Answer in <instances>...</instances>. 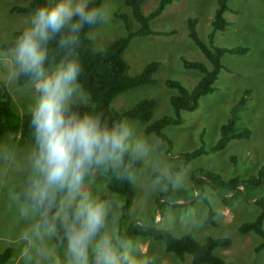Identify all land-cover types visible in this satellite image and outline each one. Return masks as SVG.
Listing matches in <instances>:
<instances>
[{"label":"rangeland","instance_id":"374dc122","mask_svg":"<svg viewBox=\"0 0 264 264\" xmlns=\"http://www.w3.org/2000/svg\"><path fill=\"white\" fill-rule=\"evenodd\" d=\"M87 1L83 0L85 4ZM159 1L144 0L142 11L149 13ZM25 2L0 0V45L18 38L19 33L30 27L34 13L10 12L11 6ZM227 4L228 9L224 12L227 25L224 30L215 31L212 39L209 35L213 31L211 21L217 0H173L166 5L150 21L151 29L157 33L134 37L123 54L129 75L140 73L150 61H159L156 82L121 92L113 98L111 107L124 111L143 98H153L156 106L150 121L174 114L170 96L177 91L168 87L166 81H179L192 90L201 73L184 67L183 59L201 61L209 66L203 53L189 37L187 22L193 18L197 35L207 45L244 47L246 51L242 54H224L221 59L223 68L213 84L215 89L200 97L196 110L181 112L184 120L182 124L164 129L172 141L171 152L190 151L203 143L205 148H210L220 136L221 125L231 117L232 108L240 101H243V106L236 111V126L248 128L249 138L233 139L222 150L192 159L173 181L174 188L189 191L192 198L188 204H161L159 193L165 190V186L154 173L168 174L169 167L178 165L179 159L167 152L166 141L145 131L148 122L124 117L121 127L126 126L130 131L127 149L135 151L141 158V165L133 177L137 195L133 205L123 211V196L107 189L104 176L89 174L83 177L82 190L93 200L103 202L106 207L104 230L97 234L89 247V264H95L94 246L105 235L111 239L118 254L127 253L138 261L149 260L154 264L191 263V255L186 254L180 260L165 250L161 240L143 236L134 240L124 239L122 234L133 222L167 228L176 237L190 234L200 242L208 236L229 237L232 240L230 247L214 250L227 264H264V249L256 250L262 238L254 233L241 234L239 231L242 222L255 220L259 216L260 208L254 200L264 190V185L257 189L246 187V191L227 206L209 183L205 184L208 202L198 198L193 190L192 176L196 169L213 172L226 180L231 177L257 176L264 164V0H227ZM100 14V22L91 26L88 32L94 50L105 48L127 33L125 21L117 14L127 16L130 29L138 27L123 0H102ZM19 68L16 49H0V91L8 93L11 108L22 115L34 111L40 94L36 88L37 77L24 84L18 82ZM54 72L55 67H52L45 74ZM76 84L78 87L65 101V105L90 104L88 93L77 81ZM137 142L144 143V153L135 150ZM39 151L38 140L31 135L20 139L19 135L6 132L0 137V252L7 248L12 250L11 258L4 264H52V261L54 264H69L68 239L56 243L54 228L39 226L40 212L19 200L15 191L18 185L35 190L38 182L27 184L26 176L39 171L34 166ZM95 165L117 164L106 161ZM79 199L77 196L73 201L68 190L63 191L57 215L66 219V205L76 204ZM209 210L214 212L213 223L208 221ZM262 228L264 230V221Z\"/></svg>","mask_w":264,"mask_h":264},{"label":"trees","instance_id":"16d2710c","mask_svg":"<svg viewBox=\"0 0 264 264\" xmlns=\"http://www.w3.org/2000/svg\"><path fill=\"white\" fill-rule=\"evenodd\" d=\"M24 4L13 5L10 12L16 13H35L41 6H54L59 0H25ZM125 5L130 8L132 17L137 21L138 27L134 30L130 29L128 18L126 15L117 14L125 21L127 33L113 40L105 48L94 50L92 40L89 37V29L91 26L98 24L101 20V14L94 24L81 22L78 17H73L65 26L51 38L42 43L41 47L46 50V59L44 61V71L55 67L56 69L70 61H76L80 66V73L77 77V83L89 95L90 104L71 103L65 105L66 119L71 116L83 117L88 115L99 121L101 128L107 127L112 129L121 126L124 117L138 119L148 122L145 126L147 133L153 134L163 139L167 143V152L179 159L178 165H172L168 169V174L155 172L154 176L160 177L165 186V190L159 193L160 203H169L172 205H187L192 198L189 191L184 188H174L173 181L176 174L182 171L186 165L199 155L207 154L222 150L233 139H247L250 136V130L246 127H237L236 121L238 116L236 111L243 106V101L238 102L231 110V117L221 125L220 136L216 143L210 148H205L204 143L199 147L174 154L171 152L172 141L166 135L164 129L170 125H179L183 123L181 116L182 111H193L198 108L201 96L211 93L215 88L213 86L218 74L223 68L221 59L226 53L242 54L246 51L244 47H218L209 46L197 35L195 25L196 21L189 18L187 29L189 37L205 56L209 62V66L201 61H191L183 59V65L186 68L196 69L201 73V77L192 90H188L183 84L176 80H167L168 87L176 89V93L170 96V105L173 115H165L154 121H150L156 102L153 98H143L135 105L124 111H118L111 107V101L121 92L131 88L154 84L156 82L155 73L157 72L160 62L153 60L147 63L144 69L135 75L128 74V64L123 54L129 43L134 37L148 36L157 32L150 27V21L157 17L173 0H160L157 7L149 13H144L141 5L144 0H123ZM102 0H88L86 5L89 9L98 10L100 13ZM228 9L227 0H217V8L211 21L213 31L209 37L212 39L214 32L224 30L227 21L224 18V12ZM79 24L80 27L73 30V25ZM23 32L19 33V37L0 45V49L7 51L17 48V41ZM70 37L75 38V43H62L69 40ZM36 78L31 73H25L18 70L17 80L20 84L26 83L28 80ZM41 95V93L39 92ZM10 96L5 90L0 91V137L6 133L19 135L20 139L31 135L37 139L35 125L32 123L33 112L16 113L10 106ZM150 121V122H149ZM40 149V146H39ZM141 165V158L135 151L127 149L119 164L114 166H97L93 162L85 166L84 176L89 174L102 175L106 181V187L111 193H117L123 196L122 210L130 208L137 195V187L133 181V177L137 169ZM193 177V190L196 196L208 202L205 195V184L209 183L216 189L221 201L224 205H230L237 199L246 187L261 188L264 185V164L260 167L257 176L249 178L231 177L222 179L221 176L204 171V169H196ZM26 183L38 182L43 185L44 177L38 172L29 173L26 176ZM26 184V185H27ZM67 189H60L53 186L49 189V199L44 205H40L32 198L35 191L32 187L18 185L15 189L17 197L35 207L40 212L38 221L39 226H52L54 228V241L63 243L67 239L65 220L71 224L74 222L76 204L69 203L65 207L67 215L66 219L57 215V209L61 202V193ZM263 190V188H262ZM194 194V193H192ZM106 197H110L107 195ZM255 204L260 208L259 216L252 221L242 222L239 226L241 234L254 233L262 238L261 243L256 250L264 249V230L262 222L264 221V190L255 198ZM160 209V208H159ZM162 211V210H161ZM213 211L209 210L208 221L213 223ZM79 226V225H77ZM104 226L100 229L102 233ZM98 233V234H99ZM124 239L134 240L138 237H149L161 240L167 252L173 253L177 258L183 260L186 254L191 255L190 264H227L225 260L216 255V248H228L232 244L229 237H211L208 236L203 242L197 241L190 234H184L180 237L174 236L167 228L157 227L155 225H147L140 223H132L125 233L122 234ZM12 256L11 248H7L0 252V264L7 262ZM53 260V258H51ZM95 262V259H93ZM141 264H154L149 260L140 261ZM52 264L54 262L52 261Z\"/></svg>","mask_w":264,"mask_h":264},{"label":"clouds","instance_id":"9594fccd","mask_svg":"<svg viewBox=\"0 0 264 264\" xmlns=\"http://www.w3.org/2000/svg\"><path fill=\"white\" fill-rule=\"evenodd\" d=\"M99 16V11L89 9L83 0H59L54 6H41L32 16L30 27L18 39L16 48L20 70L38 78L36 88L41 93L32 123L40 146L34 166L43 175L44 183L36 184L32 198L44 205L53 186L67 189L73 201L80 197L75 207L74 222L69 224L65 220L69 264H89V247L104 226L106 217L104 203L93 200L82 190L85 166L106 161L119 164L127 150L130 131L126 126L101 128L99 121L88 115L66 119L65 101L78 87L76 80L80 66L76 61H70L46 75L43 67L46 50L41 44L58 33L73 17L94 24ZM79 27V24L73 25V30ZM62 43H75V38L70 37ZM135 150L144 153V143L137 142ZM93 250L95 264H141L127 253L118 254L107 235L101 237Z\"/></svg>","mask_w":264,"mask_h":264}]
</instances>
